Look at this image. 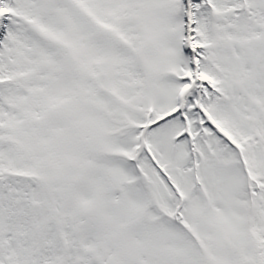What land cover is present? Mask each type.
<instances>
[{
	"label": "snow or ice",
	"instance_id": "obj_1",
	"mask_svg": "<svg viewBox=\"0 0 264 264\" xmlns=\"http://www.w3.org/2000/svg\"><path fill=\"white\" fill-rule=\"evenodd\" d=\"M0 264H264V0H0Z\"/></svg>",
	"mask_w": 264,
	"mask_h": 264
}]
</instances>
